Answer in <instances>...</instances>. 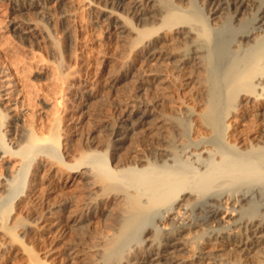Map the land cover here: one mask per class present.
I'll use <instances>...</instances> for the list:
<instances>
[{
  "label": "rangeland",
  "instance_id": "1",
  "mask_svg": "<svg viewBox=\"0 0 264 264\" xmlns=\"http://www.w3.org/2000/svg\"><path fill=\"white\" fill-rule=\"evenodd\" d=\"M30 1L33 0H18L19 3L17 0H0V111L5 115V119L7 117L5 120L6 139H11L12 149L17 151L27 136L26 134L30 133L29 130H32L34 134L36 132L38 137L44 136L45 138L49 137L58 127L57 129L61 133V145L58 148L46 149L47 146L44 144L42 151L46 152L43 153L41 150L40 153L37 152L38 154L31 158L30 166L28 164L24 166L21 159L13 158L9 153L1 154L0 197L9 196L13 205L9 206L5 202H0V218L2 216L0 219V264H103L107 259L108 261L116 259L113 254L115 248L112 249V247L118 246L115 245V241L119 239V232L122 230L127 212L123 209V203H116L114 198L116 196H113L111 201L106 203L107 205L98 204L100 203L98 201L103 197L101 194L104 193L102 191L104 185L99 183L98 177L94 176L96 174L89 171L88 167L82 168L81 172L73 175L67 172L61 163L75 164L82 153L92 146V148L95 147L98 151H102L103 156L108 160L109 167H121L123 164L133 162L135 153L137 155L144 152V154L150 155L159 145H161L159 147L161 149L171 150L173 147L175 148V144L187 141V136L199 140V136L190 135L188 129L191 128L189 125L191 123L184 117L186 114L184 104L191 106L196 104L197 89L186 88L181 79L177 87L160 92L153 86L139 87L141 81L138 75L140 72L136 69L138 66L134 65L136 64L135 58L131 52L128 54L130 39L134 37L132 28L137 25L131 15L126 13L125 6L122 8L114 6L111 9L113 5L105 0H100V2L99 0H62L63 4L59 0L52 2L34 0L36 3L34 9L16 10V4L29 3ZM169 2L180 3L184 8H189L188 10H196L197 14L201 5L205 4L199 0H169ZM247 3L255 5V0H248ZM105 10H113L122 19L124 17L130 19L128 22L129 32L125 33V36L128 34L126 37L129 38V41L123 33V35L121 34L119 24L105 16L107 15ZM254 11L249 7L246 9L248 18L255 13ZM199 12L202 13L201 10ZM201 13H199L200 16L203 14ZM223 13L222 17L217 19V24L225 26L223 25L224 29L221 27L223 31L219 30L213 33L215 37L222 36V34L225 37L232 33V28L228 26V29L226 24L228 22L226 20L227 13L225 14L224 11ZM224 15L226 16L224 17ZM16 26L19 29L14 30ZM22 27L23 30L33 28L32 31L35 33L32 32L25 36L21 33ZM27 31L29 30L27 29ZM132 58L135 62L132 61ZM148 68L150 67H146V69ZM115 75L120 80L117 85L110 82V79ZM176 88L179 89V92ZM164 91H166L165 94ZM165 96L167 97L164 103ZM182 96L184 100L181 98ZM147 99L149 100L147 101ZM152 100L153 104H151ZM263 102L255 104L254 106L257 108L253 106V109L252 107L246 109L244 119L231 130L233 136L230 140L234 142H232L233 144L241 146L252 140L253 142L256 139L264 140ZM181 103H183L182 106ZM158 113L160 114L157 117ZM160 115L177 125L178 131L181 127V132L168 129L174 132L170 135L168 130L166 133V131L161 132L158 128L156 129ZM130 122L133 123L131 126ZM118 125H123L122 127L126 129H118ZM116 130L118 132L113 133ZM182 131L186 137L182 135L181 141L176 143V139L180 137ZM152 133L155 135L153 136ZM165 136H167L166 141ZM173 136L175 139L172 140ZM154 144L156 145L154 146ZM169 146L170 148H168ZM53 165L58 167L52 173ZM34 173L47 178L46 182L38 188L33 201H30L28 196L33 192L28 185ZM72 177L75 179L73 180ZM13 178L15 181H12ZM217 188L212 192L220 191L221 187ZM225 200L224 208L235 203ZM195 201V198H191L188 203ZM216 202L217 200L214 203L216 204ZM243 204L236 203L240 216L234 213V217H231L223 213L221 215L223 219H220L216 225L223 232L219 233L218 237L224 238V241L228 242L229 248L236 250L237 254L241 250L240 244H243L238 241L246 238V222L239 220L235 223L237 218L246 217V209L249 208V204L246 205L245 202ZM7 208L10 210L8 211ZM71 209H73L72 211L75 209L80 217L82 216V220L78 224L62 230L61 233L39 231L21 234L25 228L24 224L27 226L32 222H40L45 225L55 212L65 217ZM13 213L15 215L18 213L19 216L16 221L20 224L21 230L17 228L18 230H15L14 234L21 240V243L12 242L13 235L6 230L14 224L12 218L15 215ZM147 220L151 221L148 218ZM154 227L151 238L157 239L154 241L156 243L160 233L156 231L158 227ZM207 230L211 229L203 226L186 233L185 248L180 251L174 264L191 263L195 260L198 248L207 247L210 251L218 250L210 245L212 240L206 238L207 240L202 241V236ZM138 232L134 235L137 237L130 235L129 247L125 248L126 251L125 249L124 252L122 251L123 255L133 256V263L152 257V259L154 258L153 262L148 264H158L159 251L156 250L158 245L152 251L149 249V245L144 244V250H141L143 253L146 252L144 254L136 250V242L140 239V231ZM244 241L246 242V240ZM200 245L201 247H199ZM263 246L264 243L259 244V247ZM48 249L54 250V256L49 258L45 256V251ZM78 249L85 252L82 261L74 257V253ZM109 251L110 255H108Z\"/></svg>",
  "mask_w": 264,
  "mask_h": 264
},
{
  "label": "bare ground",
  "instance_id": "2",
  "mask_svg": "<svg viewBox=\"0 0 264 264\" xmlns=\"http://www.w3.org/2000/svg\"><path fill=\"white\" fill-rule=\"evenodd\" d=\"M52 1L47 0V2ZM105 1L113 5L111 9L114 6L121 8L125 6L126 13L136 21L137 26L131 27L134 37L130 39L128 54L131 52L136 61L134 65L138 66L136 69L140 75H138V71L136 72L140 76L139 87L153 86L160 92L177 87L181 79L186 88L197 89L196 104L193 106L184 104L186 113H184V117L191 123L189 124L191 128L188 129L190 135L193 134L200 138L195 140L187 136L189 138H186L187 141H181L180 139L184 135V131H182L180 137L176 139V143L181 142L175 144V148L173 145V149L166 150L159 148L161 146L159 145L158 148L157 146L153 147L154 150L150 155L140 151V154L133 155V162L123 164L121 167H109L108 160L103 156L102 151L100 152L92 146L82 153L75 164L61 163L64 169L73 175L81 172L84 167H88L89 171L96 174L94 176L98 177L99 183L104 185L102 188L104 193H100L103 197H98L101 198L98 204H106L111 201L113 196H116L114 197L116 203H123L125 207L123 209L126 210L127 217H125L122 230L119 232V239L115 241V245L118 246L112 247V249L115 248L114 252L110 250L116 259L114 258L113 261L107 259L103 264L152 263L154 260L152 257L133 263V256L123 255V250L129 247L130 235L137 237L134 235L138 231H140V235L138 234L140 239L136 242V250H139V253L142 249L144 250V244L149 245V249L152 251L158 245L156 249L159 251L158 264L162 261L164 262L161 264H174L180 251L185 248L186 233L203 226H207L211 230H207L202 236V241L206 238L212 240L210 245L218 250L210 251L207 247L198 248L195 260L182 264H264V246L259 247V244L264 243V140L256 139L253 142L251 138L252 141L241 146L233 144L234 142L230 140L233 136L231 130L244 119L246 109L248 107L253 109L255 104L264 101V0H255V5L247 3L248 0H199L202 3L205 2L199 9L203 14L197 11L198 14H202L201 16L196 13V10H188L189 8H184L180 3H170L169 0ZM17 3H19L18 0ZM61 4L63 3L61 2ZM35 7L34 0L29 3L16 4L17 11L32 10ZM248 7L252 11L255 9V13L249 15V18L246 14ZM223 11L225 14L227 13L226 20L228 22L226 24L227 27L232 28V33L225 37L223 34L215 37L213 33L221 30V27L224 29L225 26L217 24V19L224 14ZM105 14L109 19H113L115 23L119 24L121 34L123 33L125 36L130 19H125V17L122 19L113 10H107ZM16 29L19 27L16 26L14 30ZM32 30L33 28H26L21 33L27 36L33 32ZM126 36L125 38L129 41ZM146 67L150 68L146 69ZM110 82L117 85L120 80L115 75L110 79ZM178 88L180 87L178 86ZM177 90L179 92V89ZM161 93L163 94V91ZM162 97L160 98L162 99ZM139 98L140 96L138 100ZM181 98L184 100L183 96ZM154 100L157 102L156 99ZM151 104H153V100ZM182 105L183 103H181ZM262 110H264V105ZM163 113L165 114L164 111ZM5 120L7 117L5 119V115L0 111V159L1 154L9 153L13 158L21 159L24 166L26 164L30 166L31 158L38 154L37 152L40 153V150L42 151L44 144L48 147L46 149L58 148L61 145V133L57 129L58 127L49 137L45 138L44 136L38 137L36 132L34 134L32 130H29L30 133L25 135V139L22 137L24 139L21 142L22 146L20 145V149L15 151L12 149L11 139H6ZM157 121L156 129L158 128L161 132L166 131L167 133L168 129L178 131L177 125L171 123L172 121L164 116L159 117ZM175 123L177 124V122ZM131 124L133 123L130 122V126ZM122 126H119L118 129H122ZM128 128L130 127L128 126ZM173 131H170V135ZM117 132L116 130L113 133ZM152 135L155 134L152 133ZM174 136L172 140L175 139ZM7 141L9 142L6 143ZM56 167L58 166L51 167L52 173ZM46 178L37 176L35 173L31 176L28 186L33 193L28 196L30 201H33L35 193L46 182ZM72 179L74 180L75 177ZM12 181H15L14 178ZM217 187H221V189L220 191L216 190L217 192L215 191L216 194H214L212 191ZM191 198H195L196 201L188 203ZM224 200L226 202L231 200L235 203H229L231 206L224 208ZM218 201L219 204H217ZM0 202H5L9 206L13 205L9 196L0 197ZM244 202L246 205L249 204V208L246 209V217L237 218L235 223L239 220L246 222V238L244 239L246 242L243 239L238 241L243 244H240L241 250L237 254L236 250L229 248V244L224 241V238L218 237L219 233L223 232L216 225L220 219H223L221 217L223 213L231 217H234V213H236L238 216L239 210L236 203L242 205ZM120 207L122 208V206ZM9 208H7L8 211ZM75 209L74 211L71 209L65 217L55 212L45 225H42V222V224L32 222L27 226L24 224L25 228L21 234L39 231L61 233L62 230L76 225L82 220V216L80 217ZM4 210L7 212L6 209ZM2 212L4 214V211ZM17 217H19L18 213L13 217L14 219L12 218L13 226L6 230L13 235L12 242L21 243V240L14 234L20 226L16 221ZM147 218L151 221L148 222ZM154 226L158 227V230H155L160 233L156 243L154 241L157 239L151 238ZM19 229L21 230V228ZM110 251L109 254L107 253L108 255L111 254ZM54 253L53 249H48L45 251V256L49 258L54 256ZM84 253V250L78 249L74 253V257L82 261ZM144 253L146 252L144 251ZM235 256L236 258H234Z\"/></svg>",
  "mask_w": 264,
  "mask_h": 264
}]
</instances>
